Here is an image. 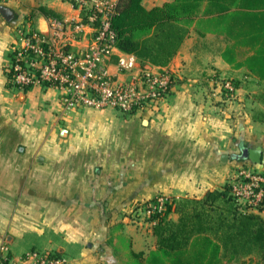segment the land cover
Here are the masks:
<instances>
[{
	"label": "crops",
	"instance_id": "crops-1",
	"mask_svg": "<svg viewBox=\"0 0 264 264\" xmlns=\"http://www.w3.org/2000/svg\"><path fill=\"white\" fill-rule=\"evenodd\" d=\"M0 4L14 14L7 21L0 13V264H31L30 251L14 249L32 229L42 237L38 252L62 255L67 264H142L157 238L136 205L159 193L200 198L223 188L236 171L233 147L260 145H248L255 125L247 109L221 102L213 83L229 68L222 52L230 41L192 24L165 66L175 72L173 85L142 113L65 109L60 89L19 88L8 69L19 29L47 33L49 18L69 22L77 12L67 0ZM115 61L109 70L119 74ZM263 158L262 148L259 171ZM253 212L264 217V206Z\"/></svg>",
	"mask_w": 264,
	"mask_h": 264
},
{
	"label": "trees",
	"instance_id": "trees-1",
	"mask_svg": "<svg viewBox=\"0 0 264 264\" xmlns=\"http://www.w3.org/2000/svg\"><path fill=\"white\" fill-rule=\"evenodd\" d=\"M192 24L225 36L224 60L264 80V0H171L150 8L142 0H117L111 17L116 46L160 67L176 55ZM172 210L175 220L168 217ZM154 218L157 246L142 264H238L252 256V264H264V217L238 210L228 185L182 197L148 220Z\"/></svg>",
	"mask_w": 264,
	"mask_h": 264
},
{
	"label": "built area",
	"instance_id": "built-area-1",
	"mask_svg": "<svg viewBox=\"0 0 264 264\" xmlns=\"http://www.w3.org/2000/svg\"><path fill=\"white\" fill-rule=\"evenodd\" d=\"M77 18L69 22L57 17L48 21L47 33L19 29V42L11 46L10 80L19 88L34 84L55 86L62 92L65 109H114L126 115L142 113L155 106L175 81V72L157 65H140L137 57L116 46L111 17L117 0H67ZM115 57L119 74L109 70ZM224 89L233 95L228 80ZM234 203L242 212L264 206V170L240 167L227 183ZM177 198L166 194L138 203L137 212L146 219L174 206ZM154 224L156 219L148 220ZM3 248L0 262L5 260ZM31 264H67L62 255L27 253Z\"/></svg>",
	"mask_w": 264,
	"mask_h": 264
},
{
	"label": "rangeland",
	"instance_id": "rangeland-1",
	"mask_svg": "<svg viewBox=\"0 0 264 264\" xmlns=\"http://www.w3.org/2000/svg\"><path fill=\"white\" fill-rule=\"evenodd\" d=\"M246 52H240L238 54V60H242ZM140 65H143L142 61L138 60ZM226 71V70H225ZM223 72V71H222ZM230 80L234 87L233 95H230L223 86L224 81ZM212 81V80H211ZM215 85L219 88V95L222 96L221 102L230 104V101H237L242 103L241 108L247 109L248 115L251 119V122L254 123V139L248 141L249 146L260 144L264 150V80H258L252 74H250L245 67L236 68L229 64V68L226 72L216 76L214 82ZM239 86V87H238ZM239 92H238V88ZM237 88V89H236ZM167 94V93H166ZM242 97V98H241ZM226 99V100H224ZM121 113V112H120ZM123 114V113H122ZM127 116H130L129 114ZM256 117V118H254ZM232 146H235L234 143H231ZM235 151L233 154H239L240 150L237 147H233ZM236 165V170L240 167H249L253 168L256 171H259L256 164H250L248 160L242 159H232ZM264 162V158H263ZM264 170V168H262ZM261 171V170H260ZM260 210V209H259ZM143 220L146 219L145 215H140ZM170 218V215L168 216ZM174 218V217H172ZM142 221V220H140ZM24 238L21 239L16 245L14 251L16 254H21L24 251H35L41 250V239L42 237L38 234L37 230L32 229L24 230ZM256 259L255 256L251 258H245L244 260L237 261L238 264H252Z\"/></svg>",
	"mask_w": 264,
	"mask_h": 264
},
{
	"label": "water",
	"instance_id": "water-1",
	"mask_svg": "<svg viewBox=\"0 0 264 264\" xmlns=\"http://www.w3.org/2000/svg\"><path fill=\"white\" fill-rule=\"evenodd\" d=\"M0 13L7 21H10L14 16L12 9L3 4H0ZM241 151L240 159H249L254 164L262 162V147L260 145L252 148L242 147Z\"/></svg>",
	"mask_w": 264,
	"mask_h": 264
},
{
	"label": "flooded vegetation",
	"instance_id": "flooded-vegetation-1",
	"mask_svg": "<svg viewBox=\"0 0 264 264\" xmlns=\"http://www.w3.org/2000/svg\"><path fill=\"white\" fill-rule=\"evenodd\" d=\"M241 153H242V151L240 150L239 154L236 155V158H239V156L241 155Z\"/></svg>",
	"mask_w": 264,
	"mask_h": 264
}]
</instances>
